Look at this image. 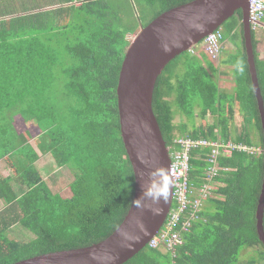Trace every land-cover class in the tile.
<instances>
[{"label": "trees", "instance_id": "obj_1", "mask_svg": "<svg viewBox=\"0 0 264 264\" xmlns=\"http://www.w3.org/2000/svg\"><path fill=\"white\" fill-rule=\"evenodd\" d=\"M138 1L147 9L141 11L144 19L149 18L145 27L162 13L194 0ZM53 5L57 7L43 9ZM126 9L115 0H0V160L13 172V178H0V200L4 202L0 264L97 244L117 229L129 209L134 178L120 136L116 87L129 45L127 37L138 29L140 16L135 4ZM220 30L223 42L229 39L236 48L225 61L234 68L237 88L233 95L219 92L207 72H214V67L204 65V53L199 57L196 50L193 55L186 52L182 62H178L182 55L176 57L158 77L153 114L167 148L178 131L192 139L232 141L262 151H234L229 158L218 159L214 196L182 233L183 243L176 247L174 257L146 246L124 264H237L243 250H264L255 219L264 172V139L244 52L240 11ZM251 35L264 103V65L256 52L255 32ZM176 66H182L179 74ZM234 103L243 125L232 138L229 122ZM173 107L186 117H195L198 111L200 118L209 114L218 122L197 125L192 121L191 130L185 123L176 126ZM17 116L40 132L39 151L50 154L58 167L71 170L68 197L53 193L40 177L35 167L39 156L29 145L32 137L16 131ZM209 152H191L189 183L193 189L205 181ZM10 156L22 157L27 163L17 167ZM16 225L33 239L24 243L9 239L7 232ZM257 259L264 262V252ZM247 264H256V260Z\"/></svg>", "mask_w": 264, "mask_h": 264}, {"label": "water", "instance_id": "obj_2", "mask_svg": "<svg viewBox=\"0 0 264 264\" xmlns=\"http://www.w3.org/2000/svg\"><path fill=\"white\" fill-rule=\"evenodd\" d=\"M249 0H194L172 8L141 28L125 50L116 96L121 140L134 178L129 209L117 229L89 247L50 253L14 264H124L146 248L162 227L172 204L170 157L152 111L155 83L176 57L241 13L243 46L264 139V103L258 84L248 21ZM159 169L168 177L167 196L142 199ZM264 172L256 208V231L264 247Z\"/></svg>", "mask_w": 264, "mask_h": 264}, {"label": "built area", "instance_id": "obj_3", "mask_svg": "<svg viewBox=\"0 0 264 264\" xmlns=\"http://www.w3.org/2000/svg\"><path fill=\"white\" fill-rule=\"evenodd\" d=\"M264 0H249L248 21L252 31L264 29ZM223 44V33L217 29L207 35L201 45L205 55L214 60L218 57ZM194 54L195 48L189 50ZM209 149L206 160L209 166L205 170V181L198 189H193L189 183L191 152ZM170 157L169 176L172 186V204L166 219L149 241L150 248H159L175 256L176 247L182 245V233L187 231L191 223L196 220L207 199L211 198L214 190V179L218 176L220 157L229 158L234 151L251 152L252 149L238 145L232 141L226 143L215 140L192 139L188 136H176L170 148H167ZM180 226V227H179Z\"/></svg>", "mask_w": 264, "mask_h": 264}, {"label": "rangeland", "instance_id": "obj_4", "mask_svg": "<svg viewBox=\"0 0 264 264\" xmlns=\"http://www.w3.org/2000/svg\"><path fill=\"white\" fill-rule=\"evenodd\" d=\"M118 2L120 3V6L122 7L123 10L124 9L127 10L126 8L127 6L129 7V4H132V5L135 4L136 13L139 14L140 16L139 17L140 23L139 25L137 24L138 29H136L134 34L129 35L127 37V40L130 43L132 39L137 35L141 27H143L145 23L147 22V20L149 19V18L144 19L141 14V11L145 12L147 9L145 8L144 5H141V2H139L138 0H115V3H118ZM50 4H54V3L51 2ZM142 6H144V8ZM56 7L57 6L53 5V7L48 6L43 9L51 10V9H55ZM137 14H135V16H137ZM262 23H264V20L262 21ZM222 29L224 31V27ZM256 34H258V38H257L258 54H259L260 59H262L261 60L262 64L264 65V30L260 29L257 31ZM235 49L236 48L230 43L228 39L223 42L221 51L216 59L212 60L211 62L207 56H205L204 58L205 59L204 64L210 65L209 63H212V65L214 66L215 73L210 72L211 76L212 77L214 76L213 77L214 82L218 85L219 92L225 96L232 95L237 88V84L235 83L234 81L235 79L233 76V72H234L233 65L225 63V61L229 60V56L235 52ZM201 52L203 53V48L201 47V44H198L197 50L195 53L197 56L200 57L202 55ZM181 55L182 56L180 60H178V62H182L185 58L184 54H181ZM174 69H175V73L179 74L182 71V66H178V68L176 66L174 67ZM207 72L209 73V71ZM196 109H197V106H196ZM233 109H234V117L229 122V124L231 125L230 136L232 138L240 134V130L243 125V119L239 114L238 105L235 104ZM173 111L175 114L174 124L176 126H179L181 123H185L188 126L189 130H191L192 128V124H193L192 121L197 125H205V124L208 125L212 122V120H214L216 123L218 122L217 120H215L217 119L216 116L213 117L212 115H209V114L205 116L204 119L200 118V116L197 113L198 111H196L195 117H192V118L186 117L182 113H179L175 107H173ZM14 126L18 133H25V134L27 133L32 137V139L29 141V145L32 146V148L35 150V152L39 156L38 161H36L35 163V167L40 177L42 178V180L48 185V187L53 193H59L61 194L62 197H68L70 195L68 191V185L73 180L71 170L68 167H62V168L58 167L55 161L50 156V154H47V153L43 154L39 151V148L37 147H39L38 141L40 138L39 137L40 132L32 123L24 124L21 118L17 116L14 120ZM176 135L177 136L180 135L178 131H176ZM251 137H252V140H254V135H252ZM256 149L258 150H255V149H252V150L253 151L255 150L257 154L261 153L262 150L259 147ZM11 159L17 165V167H20L21 165H24L25 163H27L22 157H19V156L17 157L12 156ZM5 170H9V171L6 174H3L5 173L4 172ZM6 176L13 178V172L11 171V169L8 168V166L3 161H0V178L6 177ZM13 189L16 193L18 192L17 186L13 187ZM213 196H214V190L211 193V197ZM3 206H4V202L0 200V210L3 208ZM7 236L11 240H16L22 243L33 239V235L30 232L24 230V228H22L19 225L13 226L7 232ZM261 252H264V250L261 247L258 248V250L245 249L238 256L237 264H247L248 261H251V260H256V264H264V262L260 263L259 260L257 259L258 254Z\"/></svg>", "mask_w": 264, "mask_h": 264}, {"label": "clouds", "instance_id": "obj_5", "mask_svg": "<svg viewBox=\"0 0 264 264\" xmlns=\"http://www.w3.org/2000/svg\"><path fill=\"white\" fill-rule=\"evenodd\" d=\"M193 47L195 48V50H197V46H193ZM167 182H168V177H167L165 170L159 169L157 174L151 178V180L149 181V184L145 187L144 195L142 199L151 200L153 202H158L161 199L166 198L167 191H168Z\"/></svg>", "mask_w": 264, "mask_h": 264}, {"label": "crops", "instance_id": "obj_6", "mask_svg": "<svg viewBox=\"0 0 264 264\" xmlns=\"http://www.w3.org/2000/svg\"><path fill=\"white\" fill-rule=\"evenodd\" d=\"M264 20V19H263ZM262 26L264 27V23H262ZM258 30H260V29H258ZM257 30V31H258ZM264 30V29H263ZM257 31L255 32V41H256V43H257V38H258V34H256L257 33ZM223 45V44H222ZM201 47H202V45H201ZM203 48V47H202ZM235 52H236V49H235ZM234 52V53H235ZM256 52H257V55H258V59L261 61L262 59H260V57H259V54H258V48H257V46H256ZM203 53H204V51H203ZM233 53V54H234ZM205 54V53H204ZM206 56V55H205ZM211 62H212V60L211 59H209ZM211 65H212V63H210ZM205 65V64H204ZM206 66V65H205ZM213 66V65H212ZM214 67V66H213ZM207 70H209L208 68H207ZM211 71L209 70V74H210V76H211V73H210ZM212 73H215V68H214V72H212ZM214 77V76H213ZM212 76H211V78H213ZM213 80H214V78H213ZM218 86V85H217ZM233 95V94H232ZM232 95H228V96H232ZM225 96V95H224ZM235 104L236 103H234L233 104V108H234V106H235ZM10 158H11V156H10ZM0 161H3L7 166H8V164L6 163V161L4 160V159H1ZM13 162V161H12ZM9 168V167H8ZM9 170H5L4 172L5 173H3V174H6L7 172H8ZM7 177V176H6ZM6 177H3V178H6ZM214 189H215V185H214ZM1 211V210H0Z\"/></svg>", "mask_w": 264, "mask_h": 264}]
</instances>
